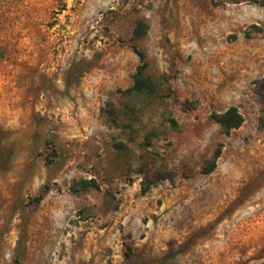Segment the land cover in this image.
I'll return each mask as SVG.
<instances>
[{"label":"rangeland","instance_id":"rangeland-1","mask_svg":"<svg viewBox=\"0 0 264 264\" xmlns=\"http://www.w3.org/2000/svg\"><path fill=\"white\" fill-rule=\"evenodd\" d=\"M260 79L264 0H0V264H264Z\"/></svg>","mask_w":264,"mask_h":264},{"label":"trees","instance_id":"trees-1","mask_svg":"<svg viewBox=\"0 0 264 264\" xmlns=\"http://www.w3.org/2000/svg\"><path fill=\"white\" fill-rule=\"evenodd\" d=\"M137 33V30H136ZM141 71V66L138 68V72ZM141 84V81L139 79L136 80L135 87L138 88ZM257 86V94L263 99L264 101V79H260L256 81ZM213 119L221 125V127L228 132L231 128L238 127L242 120V114L238 111V109L235 106L228 107L224 112L222 113H215L213 114ZM260 122L264 123V106L261 109V116H260ZM217 155V154H216ZM215 165V162L212 161L207 166L203 167L204 172H209L213 169Z\"/></svg>","mask_w":264,"mask_h":264}]
</instances>
